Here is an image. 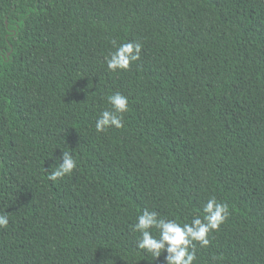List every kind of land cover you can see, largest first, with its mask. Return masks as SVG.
Returning <instances> with one entry per match:
<instances>
[{
  "label": "trees",
  "instance_id": "16d2710c",
  "mask_svg": "<svg viewBox=\"0 0 264 264\" xmlns=\"http://www.w3.org/2000/svg\"><path fill=\"white\" fill-rule=\"evenodd\" d=\"M112 41L140 58L108 70ZM116 92L124 127L98 133ZM212 197L229 215L194 264H264V0H0V264H165L137 216Z\"/></svg>",
  "mask_w": 264,
  "mask_h": 264
},
{
  "label": "clouds",
  "instance_id": "9594fccd",
  "mask_svg": "<svg viewBox=\"0 0 264 264\" xmlns=\"http://www.w3.org/2000/svg\"><path fill=\"white\" fill-rule=\"evenodd\" d=\"M114 51L105 57L108 70H127L130 64L140 58L141 44L127 42L117 45L112 41ZM110 108L100 112L95 122L98 133L110 127L120 129L124 127L123 114L128 111V98L116 92L107 96ZM77 167V161L70 151L62 152L59 158H54V163L49 166L48 179L56 181L71 175ZM203 217L197 215L191 222L183 224L175 219L161 217L157 211L145 209L136 218L132 225L133 231L139 233L136 248L146 253H151L153 258L164 256L165 264H194L196 261V247H207L210 243L209 234L218 230L220 225L227 220L229 215L228 205L209 198L203 206ZM72 220L75 223L76 217ZM9 217L0 213V228H6ZM153 229L156 234H153Z\"/></svg>",
  "mask_w": 264,
  "mask_h": 264
}]
</instances>
